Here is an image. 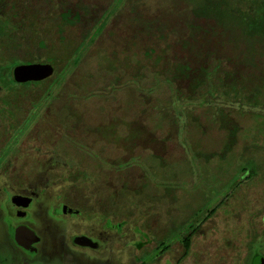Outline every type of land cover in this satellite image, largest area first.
<instances>
[{
  "label": "rangeland",
  "instance_id": "374dc122",
  "mask_svg": "<svg viewBox=\"0 0 264 264\" xmlns=\"http://www.w3.org/2000/svg\"><path fill=\"white\" fill-rule=\"evenodd\" d=\"M36 1L45 7V13L68 7L72 2H76L69 6L73 13H79L80 5L90 7L92 12L87 17V23L79 26L81 28L86 25L81 33L78 31L79 27L72 28L74 30L70 32L71 36L66 33L65 38H59L58 42L64 45V48L58 49L51 57L50 51L48 57H45L46 48L39 45V40L35 44L41 47V50L36 47L30 49L35 51L33 55L36 58L41 59L29 60L30 62L51 63L55 73L45 83H37V94L32 91V88L36 87H20L21 94L28 98L31 95L34 98L36 96L37 100L12 105L8 109L9 112H15L13 120L19 123L14 131L25 132L32 124H37L40 133L60 137L61 142L67 140L69 134L66 132H75L83 143H93L95 140L97 148L113 143L120 154L113 171L117 174V180L120 178L118 214L130 217L126 214V205L129 207L128 211L134 213L133 222L139 223V227L143 215L149 213L145 218L149 226L146 225L145 229L151 240L148 241L151 242V250L142 255V260H154L159 244L172 246L176 241H181L199 229L206 217L213 216V212L217 211L215 223L212 221L205 224L186 262L232 263V260L237 258V246H240L236 242L238 240L234 239L239 237L238 233H241L242 237L245 236L244 223L248 226L247 220L250 218L253 221L250 223L257 221L259 229H264V222L259 218L255 219V213H264V46L261 45L259 52L253 55L249 53L252 45L242 37L237 38L236 44L230 42L229 34L240 35L230 27L233 26L232 23L218 22L214 32H210L213 27L211 23L198 21L204 29L197 27V38L188 50L199 54L202 57L200 60L189 54L181 42L177 43L172 34V37L167 39L171 57L168 64L172 69L173 66L188 63L191 69L199 72L200 66L212 67L215 64L216 58L210 55L216 53L244 61L240 63L242 67L237 69L219 55L222 68L238 70L237 81L241 84L236 83L237 91H232V85L224 86L223 83L229 78H225L226 74L217 78V70L213 66L210 75L207 74L209 87H196L198 90L193 94L197 98L193 100L191 85L193 81L198 82L200 76L194 77L191 84L187 83L188 79H182L180 85L177 82L173 84L167 77L156 79L154 82L152 76H144V83L139 82L141 78L138 74L141 69H133L139 53L138 44L132 40L133 37L139 38L136 36L137 26L144 24L137 22L135 18L147 21L150 17L161 18L162 24H167L170 28L177 26V30L182 32L181 26L190 22H187V15L185 23L178 17L180 12L187 13L188 7L185 3L175 0ZM241 3H246V0ZM135 5L144 11L136 15ZM104 21L105 27L100 32ZM39 25V29L49 31V34L43 37L44 42L50 43V39H55L57 35L53 32L59 27L57 20L48 17L39 20ZM234 28L239 29L237 26ZM170 31L173 33L171 29ZM178 36L181 37V34ZM158 37L160 34H157L156 39L145 37V40H153L152 46L158 47L159 43L165 46L163 38L157 39ZM258 38L263 40L262 37ZM230 44H233L235 49H232ZM5 50L6 46L4 49V44H0V51ZM247 50L249 55L246 56ZM50 58H53L52 62ZM12 59L14 58L11 55L8 56L0 67L11 68L15 60ZM77 60L79 63L75 64ZM226 90L231 91L230 97H223L222 92ZM47 106H50L49 112H45ZM156 115L161 122L166 123V127L176 130V137L169 142L173 145L176 143L178 149H182L180 157L167 158L165 163L163 162L165 165L158 157L151 156L149 164L143 161L145 158L142 159L145 153L151 154L147 149L148 136L144 134L147 131L144 123L147 121L143 119ZM153 122L155 123V120ZM221 126L226 129L234 127L237 132L230 135V132L225 128L223 130ZM206 127L207 129L203 130ZM168 129L166 128V131H169ZM56 142L53 140V143L58 145L57 151L60 154L65 153L63 147L67 148V143L60 146ZM11 147L9 144L7 151ZM126 152L130 153L128 159L126 158L129 163H124L125 158L121 159ZM95 159L97 164L105 160ZM102 168L107 169L109 166ZM101 175L102 173L99 176L94 175L92 181L98 183ZM89 181H85L83 186L89 185ZM98 190L96 194L99 196L105 191L102 187ZM164 192L169 194L170 199L165 200ZM94 194L90 196L96 198ZM106 197L103 196L104 199ZM136 218H139L141 223ZM163 227L167 236L161 242L160 229ZM258 244L259 246H256L250 242V245H246L249 247V255L254 247L264 252V234L262 243ZM155 245L157 247L153 248ZM177 249L179 254L183 253V247L178 245ZM82 263L88 264L87 261Z\"/></svg>",
  "mask_w": 264,
  "mask_h": 264
},
{
  "label": "flooded vegetation",
  "instance_id": "af4514ba",
  "mask_svg": "<svg viewBox=\"0 0 264 264\" xmlns=\"http://www.w3.org/2000/svg\"><path fill=\"white\" fill-rule=\"evenodd\" d=\"M10 23L16 28V34L21 36H1L0 44H4L5 49L7 44L13 43L12 41H20L22 38V43H18V50L10 51V47L7 46L5 52L0 51V66L10 55L15 59H12L14 61L11 68L0 67V264H84L82 263L84 261L88 264H187L186 258L197 236L203 231L205 224L212 221L215 223L217 211L213 212V216L206 217L199 229L181 241H176L172 246H165L164 243L158 247L155 245L153 248L157 247L158 254L154 260H142V255L151 250V242H148L151 240L145 229L149 226L145 222L149 213L143 215L142 223L136 218L141 223L139 227V223L133 222L134 213H130L126 205L125 212L130 217L118 214L120 178L117 180V174L113 171L120 154L113 143L97 148L95 140L93 143L89 141L83 143L79 134L75 132H72L73 134L66 132L69 134L67 140L61 142L60 137L40 133L37 124H32L25 132L14 131L19 123L13 120L15 112H9L8 109L12 105L37 100L36 96L34 98L31 95L28 98L21 94L20 87L24 85L36 87L32 88V91L37 94L39 89L37 83H45L51 77L40 81L16 80L14 72L17 67L50 64L29 61L37 60L33 55L35 51H32L35 48L32 41L35 39L37 29L32 22L0 21L2 27ZM27 28L29 33L26 35L23 29ZM21 31L22 33H19ZM45 45L49 53L50 43ZM26 60L29 62H25ZM46 109L45 112H49L50 106ZM212 118L215 119L213 116ZM143 120L147 121V123L143 121L148 131L144 134L148 136L147 149L151 152L142 156V159L145 158L143 161L149 164V159L158 157L160 162L165 163L167 158L180 157L182 149H178L176 143L173 145L169 142L176 137V130L173 127H166V123L161 122L157 115ZM166 128H169V131H166ZM221 128L224 130L225 127ZM206 129L207 127L203 128ZM230 129L226 130L230 132ZM53 140L60 146L67 143L68 147H63L66 154L57 151L58 145L54 144ZM9 144L12 147L7 151ZM128 156H130L128 152L121 156V159L125 158L124 163H129ZM95 158L98 160L105 158L103 160L105 163L102 161L97 164ZM103 166L109 168L103 169ZM101 173L98 183L92 181L94 175L99 176ZM85 181H89V185L83 186ZM101 187L105 191L99 196L96 192L98 193ZM87 193L90 195L95 193L96 198ZM104 195L107 196L105 199ZM163 196L165 200L170 199L167 192H164ZM257 218L264 222V213H255V219ZM247 222L248 226L244 223L245 236L242 237L241 233H238L239 237L232 238L238 240L236 242L240 246H237V258L235 257L229 264H264V252L254 247L249 255V247L246 246L250 245V242L259 246L258 243H262L264 229H259L257 221L252 224L250 218ZM166 232L164 227L160 229L161 242L166 238ZM187 240L188 252L185 243ZM178 245L183 247L182 254L178 253Z\"/></svg>",
  "mask_w": 264,
  "mask_h": 264
},
{
  "label": "trees",
  "instance_id": "16d2710c",
  "mask_svg": "<svg viewBox=\"0 0 264 264\" xmlns=\"http://www.w3.org/2000/svg\"><path fill=\"white\" fill-rule=\"evenodd\" d=\"M175 0V2H183L187 5L188 11L187 13H179L178 17L179 20L185 23V17L187 15V22L185 23L181 30H177V26L168 27L169 25L162 24L160 22L161 18L154 19V17H150L149 21L142 20L139 17H136L137 22H143L144 24H139L137 26V32L136 36L139 38L133 37V40L136 44H138V53L139 58H137V64L133 69H141L138 76H140L141 79H139V82H144V76L146 78H149L152 76V79L154 82L156 79H160L162 77H167V79L170 80L173 84L177 82V84H181L183 82L182 79H188V84H191L192 81L197 76H200L197 81H193V85H191V88L193 89L192 95H190L193 100L197 98L195 97L196 91L198 90L196 87L199 85H204L205 87H209L208 85V79L207 74L210 72V69L214 66L215 70H217V78L220 77V75L226 74L225 78H229V80L225 81L223 84L224 86H231L232 91L236 90V83H240V81H237V71L234 70H225L226 68H222V63H220V56L225 58V61H230L233 66H236L237 69H240L242 65H240L241 61L244 62L241 58L236 59L232 56L225 57L220 55V53H216L213 55H210V57L216 58L215 64L212 65V67H209L207 65L206 67H199V72H195V69H191V66L186 64L178 65V67H174L172 69V66L168 64L170 62V55L168 49L169 41L167 39L172 37V34L177 39V43L181 42L180 44L185 48L186 51L188 50V47L190 48L194 43V40L197 38L195 35L197 27L203 28L198 24V21H204L206 23H211L213 25L210 32H214V29L217 26L218 22H226L232 23L230 27L233 28V31L237 32L240 35L237 34H229L231 37L228 36L230 42L236 44L237 38H243L248 44L252 45V48H249V53H252L253 55L255 53L259 52L260 46H264V0H246V3H241L244 0ZM78 2V1H77ZM76 4V2H72L67 6H64L63 8H59L58 10L54 12H48L45 13V7L43 5H40L39 2L36 0H1L0 1V21L6 20H24V21H31L32 25L35 26L37 29L35 38L37 36V41L40 42L39 45L44 46L46 48L47 42H44L43 39L46 34H49V31H43L42 29H39V20L50 18L51 20H57L58 22V29H56V32H53L54 35H57L55 39H50V57L52 54H54L58 49L62 50L64 48V45L60 44L59 38H65V34L67 33V36H71L70 32L72 33L74 29L77 28L83 23H87V17L91 14L92 9L88 6L80 5L78 6L79 13H73L69 6H72ZM245 6V7H244ZM136 9H134V12H136V15L140 14L139 6L135 5ZM138 8V9H137ZM190 15V16H189ZM182 22V23H183ZM104 24L100 27V32L103 31L105 27V21ZM57 24V23H56ZM83 25V27H79V32L81 33L86 25ZM3 24H0V37L1 36H8L13 37L14 36H21V34H16V28L13 24H6L2 27ZM183 25V24H182ZM208 25V24H207ZM234 26H237L239 29L234 28ZM173 31L171 33L170 29ZM175 28V29H173ZM181 29V28H180ZM186 29V30H185ZM204 29V28H203ZM29 28L26 30L23 29V32H26V35L29 33ZM219 31L218 29H216ZM163 32V33H162ZM187 32V34H185ZM19 33H22L19 32ZM52 34V32H50ZM101 34V33H100ZM157 34H160V37L157 39L163 38V42L166 43L165 46L163 44H158L155 46H152L153 40L146 41L145 37H151L152 39H156ZM181 34V37L178 35ZM154 35V37H153ZM135 36V35H134ZM178 36V37H177ZM193 37V38H191ZM258 37H262L263 40L259 39ZM144 40L146 42H144ZM13 43L7 44L9 46L10 51L18 50V43H22V38L20 41H12ZM53 42V44H52ZM261 42V43H260ZM33 47H37L35 44V39L32 41ZM6 46V48H7ZM232 49H235L233 44H230ZM31 47V46H28ZM41 50V47H38ZM239 48V47H238ZM254 48V49H253ZM169 50V51H168ZM45 51V49L43 50ZM190 52V51H189ZM248 50L246 52V56L249 55ZM189 54L195 55L197 58H202L199 54H193L190 52ZM232 54V53H231ZM230 54V55H231ZM47 51H45V57H48ZM220 55V56H219ZM208 57V58H210ZM175 59V57H173ZM38 60H41L40 58H36ZM45 59V58H44ZM53 59V58H52ZM50 58V62L52 60ZM207 59V57H206ZM248 59V58H247ZM201 60V59H200ZM163 61V62H162ZM175 61V60H174ZM79 61L77 60L75 64H78ZM51 65V63H50ZM59 66V64H58ZM57 66V67H58ZM76 66V65H75ZM221 66V67H220ZM251 66H249L250 68ZM132 69V71H133ZM60 70V68H59ZM201 71V72H200ZM192 73V74H191ZM133 74V72H132ZM210 75V73H209ZM135 77V75L133 74ZM145 78V79H146ZM137 79V78H136ZM229 82V83H228ZM235 82V84H234ZM186 83V84H187ZM155 85V84H154ZM196 88V90H195ZM237 91V90H236ZM231 91H223L222 95L223 97H230ZM214 101V100H213ZM230 135H235L237 132V129L231 127ZM233 138V137H232ZM186 251L189 250V240L186 242Z\"/></svg>",
  "mask_w": 264,
  "mask_h": 264
},
{
  "label": "water",
  "instance_id": "95a60500",
  "mask_svg": "<svg viewBox=\"0 0 264 264\" xmlns=\"http://www.w3.org/2000/svg\"><path fill=\"white\" fill-rule=\"evenodd\" d=\"M54 67L52 65L35 64L20 66L15 69L14 75L18 82L40 81L52 77Z\"/></svg>",
  "mask_w": 264,
  "mask_h": 264
}]
</instances>
